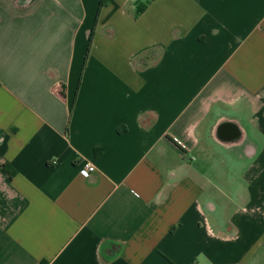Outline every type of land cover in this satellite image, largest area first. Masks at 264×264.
Here are the masks:
<instances>
[{
  "label": "crops",
  "instance_id": "crops-1",
  "mask_svg": "<svg viewBox=\"0 0 264 264\" xmlns=\"http://www.w3.org/2000/svg\"><path fill=\"white\" fill-rule=\"evenodd\" d=\"M101 1L0 0V264H264V0Z\"/></svg>",
  "mask_w": 264,
  "mask_h": 264
},
{
  "label": "built area",
  "instance_id": "built-area-1",
  "mask_svg": "<svg viewBox=\"0 0 264 264\" xmlns=\"http://www.w3.org/2000/svg\"><path fill=\"white\" fill-rule=\"evenodd\" d=\"M95 172V167L91 162L85 161L82 163L80 173L83 176H87Z\"/></svg>",
  "mask_w": 264,
  "mask_h": 264
},
{
  "label": "trees",
  "instance_id": "trees-1",
  "mask_svg": "<svg viewBox=\"0 0 264 264\" xmlns=\"http://www.w3.org/2000/svg\"><path fill=\"white\" fill-rule=\"evenodd\" d=\"M106 1H107V0H102L100 4H104ZM143 8H144V7H143ZM143 8H138V9H137V14H140V13L143 11ZM97 152H98V151L96 150V153H97ZM8 174H9V173H8Z\"/></svg>",
  "mask_w": 264,
  "mask_h": 264
},
{
  "label": "rangeland",
  "instance_id": "rangeland-1",
  "mask_svg": "<svg viewBox=\"0 0 264 264\" xmlns=\"http://www.w3.org/2000/svg\"><path fill=\"white\" fill-rule=\"evenodd\" d=\"M236 177H233V179L235 180Z\"/></svg>",
  "mask_w": 264,
  "mask_h": 264
}]
</instances>
